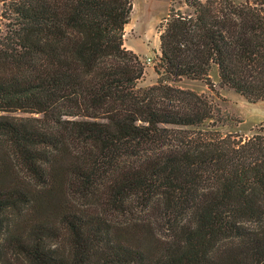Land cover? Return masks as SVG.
<instances>
[{"label": "trees", "instance_id": "16d2710c", "mask_svg": "<svg viewBox=\"0 0 264 264\" xmlns=\"http://www.w3.org/2000/svg\"><path fill=\"white\" fill-rule=\"evenodd\" d=\"M0 3V264H264V132L166 84L264 101V0L169 9L142 91L132 0Z\"/></svg>", "mask_w": 264, "mask_h": 264}, {"label": "rangeland", "instance_id": "374dc122", "mask_svg": "<svg viewBox=\"0 0 264 264\" xmlns=\"http://www.w3.org/2000/svg\"><path fill=\"white\" fill-rule=\"evenodd\" d=\"M186 13L188 10L183 0H132V12L124 29V47L135 53L143 66L144 74L137 83L136 89L146 90L156 86L159 76L156 73L159 57V32L168 17V11ZM2 5L0 3V15ZM0 17V32L3 31ZM151 60L148 65L147 60ZM212 87L202 81L181 79L178 82H167L168 86L196 93L205 98L211 105L214 120H209L202 128L216 131L220 135L234 134L250 137L264 132V101L248 103L241 96L227 87L219 85L216 69L210 74ZM0 115L28 118L26 113H0ZM36 117V116H35Z\"/></svg>", "mask_w": 264, "mask_h": 264}, {"label": "built area", "instance_id": "2783aa9c", "mask_svg": "<svg viewBox=\"0 0 264 264\" xmlns=\"http://www.w3.org/2000/svg\"><path fill=\"white\" fill-rule=\"evenodd\" d=\"M148 65H150L152 62L150 59L147 60Z\"/></svg>", "mask_w": 264, "mask_h": 264}]
</instances>
